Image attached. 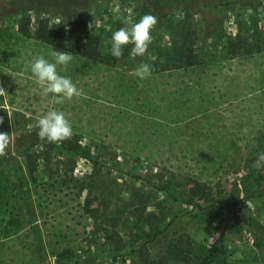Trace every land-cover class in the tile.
Here are the masks:
<instances>
[{
	"label": "rangeland",
	"instance_id": "1",
	"mask_svg": "<svg viewBox=\"0 0 264 264\" xmlns=\"http://www.w3.org/2000/svg\"><path fill=\"white\" fill-rule=\"evenodd\" d=\"M12 1L0 0V131L12 135V157L0 158V264H80L89 256L95 264H143L140 250L159 264H224L208 258L221 236L228 264H264V168L254 166L264 152V51L224 56L255 24L264 32V0H219L218 8L201 0L200 13L191 12L199 37L213 19L223 22L205 46L197 43L201 60L189 69L157 71L156 52L133 58L132 45L112 66L72 54L57 70L84 95L63 105L43 93L30 63L54 62L53 50L64 51L24 37L22 16L2 15ZM87 4L84 18L103 55L116 30L152 14L145 0ZM170 32L156 25L152 44L167 45ZM140 63L152 67L144 80L132 75ZM53 107L65 112L73 136L67 147L38 145L32 177L16 138L38 130ZM75 139L81 157L69 150ZM170 180L179 201L156 188ZM178 244L188 262L168 255Z\"/></svg>",
	"mask_w": 264,
	"mask_h": 264
},
{
	"label": "trees",
	"instance_id": "2",
	"mask_svg": "<svg viewBox=\"0 0 264 264\" xmlns=\"http://www.w3.org/2000/svg\"><path fill=\"white\" fill-rule=\"evenodd\" d=\"M87 1L89 0H16L10 2L2 15L22 16L18 30L26 38H32L39 43L53 46L73 55H80L89 61L112 66L117 59L110 54V51L106 55L102 54L100 38L92 34V30L84 18V13L89 10ZM201 3V0H145L146 8L158 18L157 29L161 30L166 26L171 28V38L167 45L155 47L151 44L149 46L148 52L154 50L157 54V62L155 63L157 71L189 69L200 62L201 54L197 43L202 42L205 46L208 38L223 22L221 18H216V20L213 19V21L207 23L204 28V36L200 38L196 29L192 27L191 12L200 13V10L194 9ZM209 3L215 8L220 5L219 0H209ZM176 9L186 11V16L177 22L171 16ZM6 11L7 13H5ZM52 18L56 21L52 22ZM32 23L34 24L33 31L30 29ZM262 51H264V32L262 33L258 24H255L249 36L240 40H232L230 44L225 46L224 56L234 58L258 54ZM37 131L33 130L17 137L15 143V149H19L24 154L28 171L32 177L39 170V158L34 149L38 145L45 148L54 147L52 143L40 141ZM67 143H69L68 140L64 141V146L67 147ZM69 150L79 157L83 155V147L76 139L69 146ZM11 157L12 143L7 149V154L0 158L3 161ZM46 160L49 161V156ZM156 188L165 192L173 200H180L175 194L171 180L168 182L167 187L157 186ZM107 239L112 240V234H108ZM119 243L121 246V240H119ZM223 243L224 238L221 236L208 250V258L220 257L223 259L224 264H228ZM180 244L170 248L168 255L176 260L188 262L189 256L179 248L181 247ZM120 246L118 245L117 248L120 249ZM140 259H142L143 264H159V262L148 260L142 250H140ZM80 264H95V259L93 256H89L82 260Z\"/></svg>",
	"mask_w": 264,
	"mask_h": 264
},
{
	"label": "clouds",
	"instance_id": "3",
	"mask_svg": "<svg viewBox=\"0 0 264 264\" xmlns=\"http://www.w3.org/2000/svg\"><path fill=\"white\" fill-rule=\"evenodd\" d=\"M158 18L152 14L143 15L137 22L130 26L120 27L111 36L110 54L120 59L123 56L124 48L132 45L130 55L143 57L148 53L149 46L153 43L152 32L158 24ZM54 62H50L44 56H38L30 63V71L41 86L45 95H51L53 105H63L66 101L80 98L84 95L83 90L77 88L72 79L63 76L58 72V66H63L64 70L74 59L69 52H52ZM152 67L147 63H140L133 70L132 75L144 80L151 75ZM0 88V92H3ZM4 118L0 117V125ZM37 136L40 141L47 143H60L70 140L73 136V128L65 112L53 107L37 120ZM12 141L11 133L0 131V157L7 154V149ZM256 168H264V152L258 153L254 162Z\"/></svg>",
	"mask_w": 264,
	"mask_h": 264
}]
</instances>
